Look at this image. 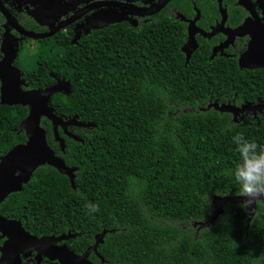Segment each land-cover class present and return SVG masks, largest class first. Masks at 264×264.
<instances>
[{
	"label": "trees",
	"instance_id": "16d2710c",
	"mask_svg": "<svg viewBox=\"0 0 264 264\" xmlns=\"http://www.w3.org/2000/svg\"><path fill=\"white\" fill-rule=\"evenodd\" d=\"M185 7L216 0H176ZM228 0H226L227 2ZM183 23H159L140 36L116 29L99 42L71 45L57 58L21 64L30 88L52 86L57 74L70 91L51 99L56 114L76 118V140L43 118L56 155L77 168L70 178L48 164L38 167L0 213L21 220L37 236L79 233L69 245L84 252L106 232L95 264H264V202L254 216L242 203H227L213 224L216 196H236L231 172L238 162L232 137L242 134L264 146V118L245 113L239 121L218 103L240 106L264 100V73L236 60L197 51L186 62ZM25 105L0 101V155L25 143L18 127ZM98 204L89 214L86 204ZM0 238V245L2 243Z\"/></svg>",
	"mask_w": 264,
	"mask_h": 264
},
{
	"label": "flooded vegetation",
	"instance_id": "af4514ba",
	"mask_svg": "<svg viewBox=\"0 0 264 264\" xmlns=\"http://www.w3.org/2000/svg\"><path fill=\"white\" fill-rule=\"evenodd\" d=\"M165 1L0 0V63L5 57L17 52L13 65L21 70L22 78L26 81L22 88L40 89L29 87L27 72L23 70L21 63L29 58L45 61L47 48L54 47L51 51L56 49L57 58H63L69 52L71 45L88 41L99 42L103 36L109 35L116 29L128 30L140 36L142 29L150 25L156 27L159 23L168 25L181 22L185 38L182 51L186 62L190 60L187 61V52L183 50V46L190 41L193 47V50L191 47L187 48L191 52L190 59L202 49L210 60L220 57L230 58L236 60L243 70L264 73V0H228L227 2L216 0L217 5L202 6L194 2L192 7L176 4V0L167 3ZM217 47L222 49L216 50ZM245 54L248 55L246 66L241 67L240 61ZM2 72L4 68L0 66V75ZM50 75L56 79L54 83L56 84L59 81L57 74L50 72ZM1 86L0 80V90ZM244 104L257 106L264 104V100L243 103L240 106ZM245 113L264 118V109L257 111L256 114L253 111H246L239 118ZM103 233L106 234L105 231L96 234L95 241L96 236ZM64 234L75 236L60 240L55 245L66 246L77 255L84 254L95 244L94 241L84 252L77 253L69 243L79 233H62L53 237L57 238ZM45 236L52 235L37 237ZM0 238L3 240L1 248L8 237H3L0 232ZM95 258L97 263L98 260H105L98 248L88 257L91 264H95ZM22 264H61V261L59 258L50 259L44 253L39 260L38 251L32 249L29 256L22 255Z\"/></svg>",
	"mask_w": 264,
	"mask_h": 264
},
{
	"label": "water",
	"instance_id": "95a60500",
	"mask_svg": "<svg viewBox=\"0 0 264 264\" xmlns=\"http://www.w3.org/2000/svg\"><path fill=\"white\" fill-rule=\"evenodd\" d=\"M170 0H166L165 3ZM190 41L183 46V50L187 52V61L190 60ZM193 50V47H191ZM222 49L217 47L216 50ZM215 50V53H216ZM17 56V52L4 58L0 66L4 68V72L0 75L2 82L0 101L4 105H25L29 107L28 116L18 127V132L24 131L27 137L25 143H21L13 147L5 155L0 156V205L9 196V194L21 191L24 184L28 183L34 172L42 165H50L55 167L60 173L66 174L72 186H75V172L77 168L69 167L64 159L55 154L53 148L47 140L46 129L42 125L43 118H47L52 122L55 139L60 142L61 148L65 149V140L58 132L62 128L66 135L80 140L78 136L68 131L70 126L86 127L87 124L78 121L76 118L63 119L55 113L51 105V99L57 91H70L68 81L59 80L56 84L44 89H28L24 90L22 85L26 84L22 78L21 70L13 65V61ZM248 55L245 54L240 61V66L245 67ZM215 107L221 111H229L233 113L234 120L238 121L239 116L246 111H257L264 109V104L257 106L244 104L236 106L232 104L216 103ZM244 198L240 196H216L213 200L214 211L211 219L204 223L203 226L213 224L215 220L224 211L227 203H243ZM255 207V206H253ZM257 207V206H256ZM256 210L249 209V219H251ZM0 232L2 236L8 239L4 246L0 248V264H22V255L26 257L30 255L32 249L38 251L40 260L42 253L49 256L50 259L59 258L61 264H91L88 257L92 251H97L99 244L103 242L104 234L96 236L93 246L87 249L82 255H77L66 246H56L55 244L63 239H69L70 234H64L60 237L45 236L37 237L27 231L21 220L9 219L0 214Z\"/></svg>",
	"mask_w": 264,
	"mask_h": 264
},
{
	"label": "clouds",
	"instance_id": "9594fccd",
	"mask_svg": "<svg viewBox=\"0 0 264 264\" xmlns=\"http://www.w3.org/2000/svg\"><path fill=\"white\" fill-rule=\"evenodd\" d=\"M232 142L239 157L231 172L238 185L236 195L244 198L242 207L255 211L257 204L264 202V146L239 133ZM86 208L89 214L99 211V205L91 202Z\"/></svg>",
	"mask_w": 264,
	"mask_h": 264
}]
</instances>
